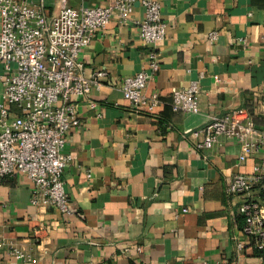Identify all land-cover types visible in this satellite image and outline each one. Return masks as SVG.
<instances>
[{"label":"crops","instance_id":"1","mask_svg":"<svg viewBox=\"0 0 264 264\" xmlns=\"http://www.w3.org/2000/svg\"><path fill=\"white\" fill-rule=\"evenodd\" d=\"M29 1L50 16L66 4L116 2ZM159 1L167 35L156 46L161 69L145 94L158 93L160 102L135 108L122 90L154 48L140 37L145 10L138 1L127 22L113 18L82 53L86 74L109 77L78 102L83 125L73 127L65 149L72 214L33 203L27 176L7 179L0 232L9 245L0 264H264V252L238 250L244 197L227 193L235 174L252 176L264 164V146L241 162L237 139L221 136L198 149L191 137L212 117L246 108L264 140V0ZM193 82L199 113L175 111L173 93ZM251 195L264 202V183ZM11 245L35 261L19 259Z\"/></svg>","mask_w":264,"mask_h":264},{"label":"built area","instance_id":"2","mask_svg":"<svg viewBox=\"0 0 264 264\" xmlns=\"http://www.w3.org/2000/svg\"><path fill=\"white\" fill-rule=\"evenodd\" d=\"M138 1L145 10L138 23L140 37L154 48L148 53V66L128 77L122 90L135 108L153 110L160 102L159 94L149 97L145 90L161 69L156 46L165 41L168 28L159 0H116L107 6L78 8L66 4L54 16L44 5L29 0H0V191L7 179L22 174L33 182V203L72 214L64 179L72 156L65 149L73 127L83 125L78 102L101 89L109 77L105 70L86 74L82 53L113 18L127 22ZM211 37L215 39L217 33ZM199 95V84L193 82L173 93L172 107L199 113ZM221 136L242 143L241 162L264 146L263 135L246 108L214 116L191 134L198 149L213 147ZM262 183L264 164L257 165L252 176L235 174L227 188L229 195L244 197L239 207L246 222L245 239L238 242L240 252H264V202L251 195ZM8 245L0 232V252ZM10 247L19 259L35 261Z\"/></svg>","mask_w":264,"mask_h":264}]
</instances>
